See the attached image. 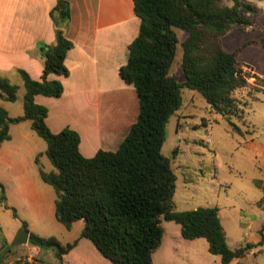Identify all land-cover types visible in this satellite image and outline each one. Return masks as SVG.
Wrapping results in <instances>:
<instances>
[{
	"label": "trees",
	"instance_id": "1",
	"mask_svg": "<svg viewBox=\"0 0 264 264\" xmlns=\"http://www.w3.org/2000/svg\"><path fill=\"white\" fill-rule=\"evenodd\" d=\"M232 1L228 5L224 0H134L140 31L129 47V59L120 68V76L135 86L139 117L116 151L100 150L88 158L81 153L79 133L71 128L53 133L47 124L49 108L36 102L39 95L60 98L63 83L50 77L69 75L65 61L74 44L65 29L71 20V5L68 0H57L52 11L56 41L39 45L44 60L41 80L19 70L25 88L23 115L11 117L1 105V100L17 101L20 87L0 75V146L10 139L12 124L31 121L47 142L46 155L54 166L51 172L40 166V173L56 191L57 220L67 230L78 221L84 226L79 238L66 244L56 236L31 232V245L53 249L62 260L86 238L112 264H154L166 220L179 224L185 239H206L209 252L220 256L222 264H232L258 246L247 243L232 249L216 206L179 211L174 202L177 175L171 158L162 152L167 125L184 104V89L201 94L212 111L226 117L233 130L243 134L233 122L243 112L235 93L248 86L251 76L250 67L238 56L258 41L245 42L229 52L223 38L236 25H252L260 8L247 0ZM178 31L186 34L182 42ZM261 42L264 46V38ZM180 45L183 81L172 73ZM36 161L40 165L39 157ZM0 186V202H4V186ZM22 228L28 229V223L24 221ZM263 242L264 238L259 244ZM2 247L11 253L14 246L3 242ZM4 254L0 251V264Z\"/></svg>",
	"mask_w": 264,
	"mask_h": 264
},
{
	"label": "crops",
	"instance_id": "2",
	"mask_svg": "<svg viewBox=\"0 0 264 264\" xmlns=\"http://www.w3.org/2000/svg\"><path fill=\"white\" fill-rule=\"evenodd\" d=\"M68 1L71 20L65 34L74 44L65 61L69 75L50 77L63 83L64 93L60 98L39 95L36 102L49 108L47 124L51 131H77L81 153L91 158L100 150L116 151L137 121L138 95L135 86L121 78L120 68L128 62L129 47L139 35L140 19L134 11V0ZM56 5L57 0H0V75L20 87L17 101L1 100L11 117L24 114L25 88L19 70L41 80L44 60L39 45L56 41L52 18ZM262 39L255 40L258 43L254 45L264 48ZM19 101L21 107L15 105ZM10 135L0 146V183L6 195L0 202V213L6 205L19 208L30 233L55 236L38 230L57 219L56 191L40 173V166L46 172L54 170L46 155L47 142L29 120L12 124ZM2 191L0 186V194ZM78 222L82 230L84 223ZM41 251L37 246L25 249L35 264L44 262L40 260Z\"/></svg>",
	"mask_w": 264,
	"mask_h": 264
},
{
	"label": "rangeland",
	"instance_id": "3",
	"mask_svg": "<svg viewBox=\"0 0 264 264\" xmlns=\"http://www.w3.org/2000/svg\"><path fill=\"white\" fill-rule=\"evenodd\" d=\"M247 1L258 6L260 11L253 15L252 25H236L229 30L223 38L224 48L229 52L245 42L264 37V0ZM232 3V0H224V4ZM178 34L180 41H184L186 34L182 31ZM238 59L250 67L248 73L251 76L248 86L235 93L243 112L233 118V122L243 134L234 131L226 117L212 111L201 94L184 89V104L167 125L162 152L171 158L177 175L174 196L177 209L218 207L232 249L247 243L258 245L237 261L240 264H264V242L259 244L264 238V48L249 45L239 53ZM172 73L181 81L185 79L181 45ZM21 104L19 101L15 105L21 107ZM8 207L11 208L5 206L0 213V241L13 245L25 220L19 208ZM163 226L165 235L153 255L154 264H222L220 256L209 252L206 239L183 238L181 226L173 221L163 220ZM81 228L82 224L78 222L67 230L53 219L38 230L55 235L66 244L79 238ZM33 247L30 243L14 246L10 253L0 246V251L5 252L4 262L17 264L20 259H28L25 249ZM35 256L39 259L37 254ZM40 260L44 261L42 264H112L86 238L80 239L62 260L50 248L42 249Z\"/></svg>",
	"mask_w": 264,
	"mask_h": 264
},
{
	"label": "water",
	"instance_id": "4",
	"mask_svg": "<svg viewBox=\"0 0 264 264\" xmlns=\"http://www.w3.org/2000/svg\"><path fill=\"white\" fill-rule=\"evenodd\" d=\"M55 16L58 17L59 14L57 12H55ZM30 231L28 229H21V231H19V233L16 235L14 241H13V245L14 246H19V245H25L29 243V239H30Z\"/></svg>",
	"mask_w": 264,
	"mask_h": 264
},
{
	"label": "built area",
	"instance_id": "5",
	"mask_svg": "<svg viewBox=\"0 0 264 264\" xmlns=\"http://www.w3.org/2000/svg\"><path fill=\"white\" fill-rule=\"evenodd\" d=\"M31 262H34V260L33 259H31V260L27 259V260L23 261V264H30Z\"/></svg>",
	"mask_w": 264,
	"mask_h": 264
}]
</instances>
